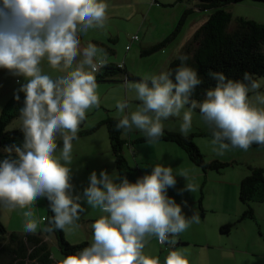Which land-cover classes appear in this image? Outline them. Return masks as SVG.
Wrapping results in <instances>:
<instances>
[{
	"label": "clouds",
	"instance_id": "clouds-1",
	"mask_svg": "<svg viewBox=\"0 0 264 264\" xmlns=\"http://www.w3.org/2000/svg\"><path fill=\"white\" fill-rule=\"evenodd\" d=\"M106 0H0V70L17 78L20 85L13 99L19 109L22 144H9L0 159V210L23 212L24 232L75 231L84 204L99 209L102 215L91 224L92 242L57 264H161L159 257L144 253L149 239L173 243L199 215L189 217L187 201L177 203L168 195L177 178L170 166L157 164L130 182L127 176L104 169L92 170L87 186L78 191L72 183V142L78 139L81 123L89 109L99 108L96 73L106 66L107 52L93 43L81 46L80 35L89 29L105 27ZM174 71H162L143 80L124 81L140 103L123 115L117 130L127 134L141 130L148 143L159 142L162 121L183 112L180 131L187 135L196 109L212 129L211 144L218 154L230 148L247 151L252 145L264 147V94L260 84L245 73L243 81L227 79L223 73H210L216 81L205 90L202 101L192 94L202 84L198 73L181 56ZM64 73L56 78L45 74L41 65ZM21 78L23 83H21ZM256 93L250 98L249 93ZM119 113L129 108L127 100L116 103ZM62 148L57 155V137ZM14 153V156H13ZM187 179L188 172L180 173ZM192 184L186 189L195 191ZM46 199L51 218L38 220L32 211L36 202ZM52 259H56L52 257ZM163 264H189L183 250H171Z\"/></svg>",
	"mask_w": 264,
	"mask_h": 264
},
{
	"label": "crops",
	"instance_id": "crops-1",
	"mask_svg": "<svg viewBox=\"0 0 264 264\" xmlns=\"http://www.w3.org/2000/svg\"><path fill=\"white\" fill-rule=\"evenodd\" d=\"M177 3H180V7L177 9H173L174 6H171L172 8V13L171 17L168 22L165 20L166 16V10L169 8V5H166L164 7H161L155 11V13L150 16V18L147 16V18H143V23H139L140 21L139 18H137V30L139 33L137 36V40H140L139 46H144V48H140V52L142 49L149 48L161 41H163L165 38L169 37L172 34L173 29L175 28L178 19L182 15V13L185 10H188L189 7L185 6V3H192L194 6V12L196 11H202L197 8V3L196 2H187L184 0H176ZM108 3L109 7L107 10V17L109 19H113L116 16L118 17H123L124 15L120 12L124 8L128 9L129 12H132L133 6L135 5H147L146 2L147 0H106ZM150 9L149 13L153 10V7H159L158 0H150ZM119 13V14H118ZM118 14V15H117ZM191 13L186 17L185 24L183 25L181 31L175 38H173L164 48L160 50L163 54L166 51L169 55V60L168 64L170 61L173 59L177 58L180 56V52L182 48L186 45L188 41L192 38L194 33L205 23L209 15H199L191 17ZM194 14V13H193ZM122 19V18H121ZM130 18L127 20L129 21ZM160 27V28H158ZM118 32V30L115 28ZM151 35H146L150 34ZM140 35L142 37H140ZM132 36V38L134 37ZM131 38L130 43L135 42L132 41L133 39ZM119 39L118 33L115 35V37L112 38L110 36L109 32L106 30L104 31L103 29H89V31L86 34H81L80 35V40H81V46L84 47L88 43H93L95 44L98 48L104 49L108 57H111L115 54V46L110 45V41H114V43H117ZM126 49L129 47L126 46ZM159 52V51H158ZM154 54V53H153ZM152 55V54H151ZM150 56V55H149ZM140 57H142L140 55ZM147 57V56H145ZM107 64H113V61L107 60ZM115 65V64H113ZM123 68L121 69L123 72L119 73L116 77H114V80H117V77H120L119 79L123 78V81L128 80V76H131L130 73L128 72L126 64L123 62ZM43 71L45 74L50 75L52 78H56L59 75H64L62 72H58L55 69H51L47 62L44 61L42 62L41 65ZM127 77V78H126ZM129 81V80H128ZM118 82V81H117ZM21 83H23V80L21 78ZM101 84V83H99ZM19 84L17 83V78L12 77L9 75L6 71L0 70V97L2 98V101L0 102V111L3 108L4 104V98H10L11 96L13 97V93L16 89L19 88ZM122 89V87H119ZM11 97V98H12ZM4 104V105H3ZM106 117H103L98 123H100L102 120H104ZM111 117V116H110ZM113 118H118L120 119L121 117H114ZM97 123V124H98ZM95 126V125H94ZM94 126H90L93 128ZM102 127H105L102 125L101 127L98 128V130L90 135L87 136H82L79 137L78 139L74 140L72 142L73 148H72V162L68 167L72 169V174H73V180L72 183L76 186V189L78 191L82 190L83 186H87L88 183V176L92 170H96L97 173L101 169L107 170L110 174L115 171L117 172L116 169V164H115V159L110 147V142L108 138V146L101 145L98 139H96L94 136L95 134L101 130ZM88 128V129H91ZM106 128V127H105ZM83 129L80 128L79 130ZM107 132V130H106ZM132 132V131H131ZM131 132L127 133L126 135L122 134V138L127 141L125 147L123 148L124 151V156H125V150L128 149L130 153V157H132V161L137 165L136 159L139 161V172L142 176L143 171L141 168V163L143 162V157L141 153L138 152V146L133 147V144L137 142V138H131ZM108 136V133H107ZM144 137V136H143ZM141 138V137H140ZM62 140V139H58ZM157 145H151L149 147L150 149L152 148V152L154 153V149H161L165 148L166 151H170L173 153L172 156V161L168 160L171 166L174 168V170L178 173L177 175V187H180V182L183 181V179L180 176V173L182 171H188L190 174L188 175L187 179H192L193 185L198 181H202V187L200 192L195 191H187L185 193V196L181 199V201H187L188 207L184 208V212L187 216H191L193 212L198 211L199 209V214L201 216L202 220H205L207 214H215L216 211H219V209H227L224 214H221L219 218H215L214 224L217 225V227H222L225 225H230L233 226L236 223V218L238 220L240 219L241 215L243 212L246 210V206L243 205L240 201L241 204L238 205V202L236 201V197H238V191H239V184L241 180L246 177L249 174V171H244L242 169L241 171H238L237 173H234L232 178L230 180H218L221 184L217 186L214 190V196L216 198V203L214 206L209 201H206V197H210L209 190H205L204 188V180L208 178L209 171L203 172L201 171L197 166L192 164L184 151L179 148L177 145L171 143V142H164V141H159L156 143ZM164 144H172V145H165ZM175 146V147H174ZM61 149V148H60ZM57 150V155H59V150ZM136 149V151H135ZM127 152V151H126ZM130 157L128 158L130 161ZM126 158V157H125ZM128 164L132 166V164L127 160ZM233 164L230 165L227 168H232ZM220 174V173H219ZM138 176V177H139ZM130 182H135V180H129ZM203 189V192H202ZM263 201L261 202V204ZM260 203H251L250 206L253 209V213L255 214V207ZM36 211H33L34 217L38 220H41V218L46 216V208H45V202L44 199H40L36 202ZM234 205V208H233ZM85 207V212L80 214V227L76 229L75 231L69 232V231H63L64 233V238L65 240L67 239L70 244H79L81 242H87L91 244L92 242V229H91V224L99 218L102 213L100 212L99 209H93L90 206L84 204ZM188 208L190 211H188ZM231 212V214H228ZM22 216L19 217L20 221L17 222H22L20 228H18L20 231H13V232H20V233H25L24 232V217L23 213H21ZM4 217L3 210H0V222L6 229H8V223L7 221L11 222L9 218L7 220H2ZM243 219H248V220H254L256 222V218H243ZM237 220V223H239ZM43 221L40 223L37 232L40 233L42 232L41 229L43 225ZM242 221V220H241ZM202 224V225H201ZM231 229V228H230ZM234 230H237V227L234 228ZM9 231V230H8ZM11 231V230H10ZM9 231V232H10ZM219 234H224V237H216L213 234V230L211 225H207L205 222L201 223H193L190 225V227L180 233L177 237L173 238L170 237L169 240L175 239V244L169 242L167 243L168 246H160L158 247V252H153L149 254V256H157L160 259L161 264H163L165 257L167 256L168 252L171 250H183L182 245H192L194 247L200 246L208 251H214L219 253V262L220 264H262L261 260V251L258 248L257 245L253 244L251 241L248 240L247 236L245 233L237 235L233 237L231 231L229 230L228 233H221L219 230ZM69 236L72 237V241H70ZM47 237H44V241H47ZM215 240V242H214ZM68 242V243H69ZM259 259H255V258ZM62 259V257H58V260ZM191 264H199L196 262H192ZM214 264V263H213Z\"/></svg>",
	"mask_w": 264,
	"mask_h": 264
},
{
	"label": "trees",
	"instance_id": "trees-1",
	"mask_svg": "<svg viewBox=\"0 0 264 264\" xmlns=\"http://www.w3.org/2000/svg\"><path fill=\"white\" fill-rule=\"evenodd\" d=\"M181 1V0H180ZM187 2H196L197 8L202 11H212L205 23L194 33L190 41L182 48L180 56L169 62L167 70H175L181 65V56H187V65L192 67L202 80V84L195 89L192 99L202 101L205 90L213 88L216 81L210 73H223L227 79L233 81H243L245 73L250 74L252 80L258 77H264V24L251 19L238 17L235 19L234 27H230L232 16L229 12L222 9L228 4L240 3L243 0H184ZM264 2V0H255ZM191 9L185 10L172 32V34L163 41L142 49V57L149 56L160 51L177 34L180 33L185 24L186 17L191 13ZM123 68L118 65L106 64L96 74L97 83H116L114 80ZM127 78V77H126ZM128 80L140 81L138 77L128 76ZM21 100L15 101L13 97L6 103L0 112V152L4 146L15 143L22 144L23 134L20 129L8 131L6 127L12 120L19 117V109L22 107L23 93H20ZM118 118L106 117L93 128L79 130L78 138L90 135L104 125L106 127L110 147L115 159L116 169L119 175L127 176L133 179L138 176L134 169L128 164L124 156L123 148L127 141L122 138V131L117 130L116 124ZM204 137H212V131L208 133L197 134ZM195 134L182 135L174 132H163L159 141L171 142L181 148L189 161L197 166L201 171L223 170L232 163H221L218 161L206 162L199 149L193 142ZM58 149L62 148V140H57ZM137 142H147V137H141ZM254 148H263L258 145H252ZM57 149V150H58ZM7 154L3 152L2 156ZM14 156V153H13ZM249 174L244 177L239 184L238 199L246 206L241 218H253V209L251 203H261L264 200V169L260 167L248 166ZM46 216L51 218L52 213L48 208V202L44 199ZM80 224V219L76 221ZM47 220L43 221V228ZM230 225L220 227L221 233H228ZM52 235L56 241L59 253L62 257L72 255L84 247L90 245L87 242L79 244H70L65 238L63 231L56 230L51 234L40 232L36 234H27L20 232H8L0 222V264H57L58 260L52 259V251L48 241L44 237Z\"/></svg>",
	"mask_w": 264,
	"mask_h": 264
},
{
	"label": "rangeland",
	"instance_id": "rangeland-1",
	"mask_svg": "<svg viewBox=\"0 0 264 264\" xmlns=\"http://www.w3.org/2000/svg\"><path fill=\"white\" fill-rule=\"evenodd\" d=\"M159 7H153V10L149 13L150 9V0H147L146 6L141 4L140 5H134L133 8H131L133 11L129 12L128 9L124 8L122 11L120 10V14L122 13L123 17H118L119 13L113 19H109L106 21L105 27L103 30L109 32L110 36L115 37V35L118 33L119 39L117 43H114V41H110L111 46H115V54L111 57H108L109 60L113 61V64L115 65H122L123 62L126 64L128 72L131 76L138 77L141 79H144L146 77H150L152 75H158L162 71H166V68L168 66V58L169 54L164 52H156L150 56L147 57H140L139 51L140 48H144V46H139L140 40L130 43V40L132 36L138 35L139 33L137 30V22L143 23V18H147V16L150 18L157 9L164 7L166 5H169L166 10V16L165 20L166 22L169 21L172 13L171 6H174L173 9H177L180 7V3H177L176 0H158ZM186 7H189V9L192 10L191 17L199 15H209L212 11L206 10V11H196L194 12V6L192 3H185ZM225 11L229 12L232 16V20L230 22V27H234L235 25V19L238 17L246 18L254 20L258 23L264 24V2L255 1V0H243L240 3L235 4H228L222 7ZM194 13V14H193ZM183 14V13H182ZM181 17V16H180ZM122 18V19H121ZM128 18L129 21L127 20ZM137 18L139 20L137 21ZM179 20V19H178ZM117 29L118 32L114 29ZM160 28V27H158ZM174 30V29H173ZM173 32V31H172ZM146 35H151L146 34ZM140 37H142L140 35ZM128 46L129 48L126 49L125 47ZM116 83H97V93L100 97V105L99 108H92L89 109L86 113V119L81 123L80 128L81 130H87L88 128H91L90 126H94L105 116H111V117H122L125 114H130L132 111L135 110L136 106L139 105V101L135 99L136 93L133 89L126 88L124 86L123 78L119 79L120 77H117ZM128 81V80H127ZM257 83L260 84V88L257 90V92L264 94V77H258L255 80ZM128 82H135L129 80ZM122 87L120 89L119 87ZM256 93L250 92L249 96L250 98H254ZM12 97V96H11ZM10 98H4V104L11 99ZM121 100H127L129 103V108L125 109L124 113H119L116 108V103ZM2 101V98L0 97V102ZM3 104V105H4ZM4 105V106H5ZM3 106V107H4ZM264 107V106H262ZM3 109V108H2ZM1 109V110H2ZM1 112V111H0ZM183 112H181L180 116L178 117H170L167 120L162 121L164 125L163 132H174L178 134H183L180 131V125L183 122L182 121ZM21 130V121L18 118L12 120L11 123H9L6 127V130L12 131V130ZM212 131V129L204 122L203 118L199 114V109L194 110L193 116H192V127L190 131L187 133L189 134H195L196 136L193 138V142L199 149L200 153L202 154L204 160L208 162L212 161H218L221 163H232V168H225L221 169L219 171L216 170H210L208 174V178L204 180V188L205 190H209L210 197H206V201H209L212 206L216 203V198L214 196L213 190L219 186L221 183L218 182V180H230L234 173H237L238 171H241L244 169V171H249L248 166L251 167H260L264 169V147L263 148H254L250 147L247 151H244L239 148H230L229 150H226L223 152V154H218L216 151L213 150L214 147L211 144V140L213 137H204L199 136L197 134L200 133H208ZM131 138H137V140L140 137L145 136V134L136 128L132 129L131 132ZM126 135V134H123ZM96 139L99 140L101 145L108 146V136L106 132V128L102 127L101 130H99L95 136ZM61 139L59 136L57 137V140ZM151 145H157L156 143H148V142H135L133 144V147L138 146V152L141 153L143 157V162L141 163V168L143 171V175L145 173H150L151 169L156 166L157 164L164 165V166H170L173 170V175L177 177L176 174H178L174 168L171 166L168 160L172 161L173 153L170 151H166L165 148L161 149H154V153L152 152V148L150 149ZM165 145H172V144H164ZM175 147V146H174ZM127 151V152H126ZM136 151V149H135ZM3 151L0 152V159L4 158L2 156ZM129 150H125V157L126 159L132 164V168L134 169V172L137 176L141 175L139 172L140 163L138 159H136L137 165L132 161V157L129 156ZM130 157L131 161L128 159ZM188 172V171H187ZM208 172V171H207ZM220 173V174H219ZM190 173L188 172V175ZM131 180H136V178H133ZM202 181H198L195 184L196 192L201 191L202 187ZM192 184V179H183V181L180 182V187H177L175 189H169L168 195L175 199L177 203L181 202V199L185 196V193L187 191H184L182 195H178V190L180 189H186L187 185ZM203 192V189H202ZM236 201L238 202V205L241 204L239 202L238 197H236ZM252 207V206H251ZM234 208V205H233ZM28 209H17L12 212H6L3 211L4 217L2 220H7L9 218L8 223V229L13 231H20L18 228H20L22 222L20 221L19 217L22 216L21 213L24 211H27ZM36 205L33 207L32 211H36ZM227 209H219V211H216L215 214H207L205 220L201 219V216L199 214V209L197 211L199 215V222L203 223L205 222L208 226L211 225L213 234L216 237H224V234H219V227H217L215 222V218H219L221 214H224ZM188 211L189 208H188ZM228 214H231L229 212ZM19 216V217H18ZM242 216V215H241ZM254 218H256V222L254 220H248V219H240L236 218V223L231 226V233L233 237L245 233L248 240L251 241L253 244L257 245L258 248L261 251V260L262 264H264V200L263 203L256 205L255 207V214L253 213ZM237 220L239 223H237ZM242 220V221H241ZM19 223V224H17ZM202 225V224H201ZM4 226V225H3ZM237 227V230H234V228ZM43 228V225H42ZM8 231V232H9ZM64 234V233H63ZM65 237V236H64ZM48 238V237H47ZM69 240L72 241V237L69 236ZM48 244L50 246V249L52 251V256L58 260V257H62V255L59 253L56 241L52 235L49 236L47 239ZM67 242H69L66 239ZM215 242V240H214ZM70 243V242H69ZM72 244V243H71ZM158 243L156 241L155 237H152L148 240L145 248L144 253L146 255H149L153 252H158ZM184 254L186 258L189 260V264L192 262H196L199 264H220L219 262V253L214 251H208L200 246L194 247L192 245H182ZM63 258V257H62ZM259 259V258H255Z\"/></svg>",
	"mask_w": 264,
	"mask_h": 264
},
{
	"label": "built area",
	"instance_id": "built-area-1",
	"mask_svg": "<svg viewBox=\"0 0 264 264\" xmlns=\"http://www.w3.org/2000/svg\"><path fill=\"white\" fill-rule=\"evenodd\" d=\"M132 39H133L132 41H136V40H137V36H134ZM118 66H119V67H122V65H118ZM100 69H101V68H100ZM99 71H100V70H99ZM99 71H98L96 74H98ZM96 74H95V75H96ZM156 241H157L158 245H160V246H168L167 243H165V244H161L157 239H156Z\"/></svg>",
	"mask_w": 264,
	"mask_h": 264
}]
</instances>
